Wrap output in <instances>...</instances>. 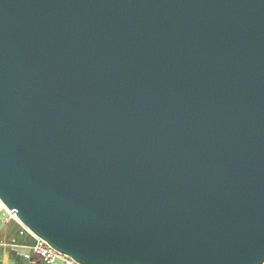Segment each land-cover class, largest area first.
I'll return each mask as SVG.
<instances>
[{
    "label": "water",
    "instance_id": "obj_1",
    "mask_svg": "<svg viewBox=\"0 0 264 264\" xmlns=\"http://www.w3.org/2000/svg\"><path fill=\"white\" fill-rule=\"evenodd\" d=\"M0 203L81 264H264V0H0Z\"/></svg>",
    "mask_w": 264,
    "mask_h": 264
},
{
    "label": "crops",
    "instance_id": "obj_2",
    "mask_svg": "<svg viewBox=\"0 0 264 264\" xmlns=\"http://www.w3.org/2000/svg\"><path fill=\"white\" fill-rule=\"evenodd\" d=\"M37 237L15 217H7L0 203V264H46L32 251Z\"/></svg>",
    "mask_w": 264,
    "mask_h": 264
},
{
    "label": "built area",
    "instance_id": "obj_3",
    "mask_svg": "<svg viewBox=\"0 0 264 264\" xmlns=\"http://www.w3.org/2000/svg\"><path fill=\"white\" fill-rule=\"evenodd\" d=\"M4 212L7 217H15L13 212L6 209ZM32 251L37 253L46 264H81L70 256L52 248L47 242L37 238V242L32 247Z\"/></svg>",
    "mask_w": 264,
    "mask_h": 264
}]
</instances>
